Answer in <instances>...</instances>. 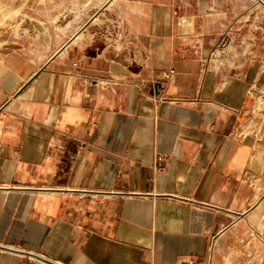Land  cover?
I'll use <instances>...</instances> for the list:
<instances>
[{
    "label": "crops",
    "instance_id": "obj_1",
    "mask_svg": "<svg viewBox=\"0 0 264 264\" xmlns=\"http://www.w3.org/2000/svg\"><path fill=\"white\" fill-rule=\"evenodd\" d=\"M104 4L0 52V264H264V0Z\"/></svg>",
    "mask_w": 264,
    "mask_h": 264
},
{
    "label": "rangeland",
    "instance_id": "obj_2",
    "mask_svg": "<svg viewBox=\"0 0 264 264\" xmlns=\"http://www.w3.org/2000/svg\"><path fill=\"white\" fill-rule=\"evenodd\" d=\"M53 1L0 0V52H54L61 45L81 46L86 41L82 34L86 30L87 33L102 31L105 42L114 43L109 22L115 21L116 15L107 11L106 0H62L73 6L63 8L60 18L53 15ZM79 20H82L80 24ZM77 27L81 33H76L69 42L52 39L56 36L54 31L63 34L76 31Z\"/></svg>",
    "mask_w": 264,
    "mask_h": 264
}]
</instances>
